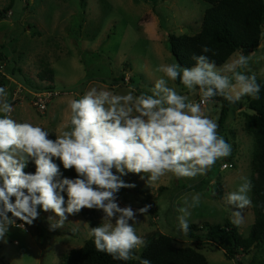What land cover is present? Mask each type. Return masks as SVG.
Returning a JSON list of instances; mask_svg holds the SVG:
<instances>
[{
    "label": "rangeland",
    "instance_id": "rangeland-1",
    "mask_svg": "<svg viewBox=\"0 0 264 264\" xmlns=\"http://www.w3.org/2000/svg\"><path fill=\"white\" fill-rule=\"evenodd\" d=\"M208 8L199 0H86L83 8L79 0H0V51L6 58L0 62V73L5 77L2 87L7 100L13 106L12 118L39 125L56 136L66 125L70 127L68 102L93 87L115 94H150L155 81L164 75L156 69L176 63L167 48L166 35H196ZM242 52L249 57V65L241 71L264 81V35L256 51ZM44 71L53 72L51 84L38 78ZM26 82L40 88L51 85L54 96L46 112H37L29 96L18 92V85L33 91ZM168 86L194 102L200 101L199 93L190 92L179 78L178 82L168 80ZM245 98L230 104L222 129H217L232 146L231 155L217 160L206 175L177 178L168 173L151 185L146 176L141 178L147 174L128 173L123 177L135 187L117 193L121 207L152 205L133 225L147 243L162 234L177 248L199 252L209 264L264 262V244L252 248L248 256L239 253L228 260L223 251L204 241L203 231L192 232L190 237L177 227V209L184 198L191 202L196 194L200 195V204L189 208L190 226L200 229L203 225L233 224L232 210L224 196L237 189L241 177L251 178L253 139L243 130L244 117L250 114ZM202 108L218 123L217 103ZM224 164L232 168L222 170ZM38 210L40 215L32 225L25 224L24 229L11 226L6 242L0 240V264H61L70 251L91 239L89 225L81 215H68L62 228L49 230L48 217L54 213ZM103 215L102 210L94 209L93 227L102 223ZM242 215L237 232L246 238L254 221L251 206ZM16 223L23 222L17 219ZM143 248L131 259H137Z\"/></svg>",
    "mask_w": 264,
    "mask_h": 264
},
{
    "label": "clouds",
    "instance_id": "clouds-1",
    "mask_svg": "<svg viewBox=\"0 0 264 264\" xmlns=\"http://www.w3.org/2000/svg\"><path fill=\"white\" fill-rule=\"evenodd\" d=\"M201 53L192 56L191 67L160 65L156 71L164 75L150 94H115L93 87L79 99H71L70 127L66 125L54 140L41 126L14 120L6 89L0 87V240L6 242L11 226L32 225L40 215L38 209L54 213L48 222L49 230H56L64 226L68 215L87 208L104 213L102 223L88 231L96 251L128 261L136 250L146 247L147 241L133 225L152 205L121 207L117 193L135 187L123 177L147 174L141 178L146 176L151 185L168 173L177 178L206 175L217 160L231 155L232 146L218 134L217 121L205 115L202 105L218 96L232 104L245 96L260 99L256 77L241 71L249 65L242 51L219 67L207 55H215L209 46H202ZM178 78L190 92L199 93L198 103L168 86V80ZM53 158L65 170L74 168L76 177L63 176ZM30 161L35 164L34 173L24 171ZM252 188L251 179L244 176L237 189L224 196L235 225L251 206ZM199 204L196 194L191 202L184 198L177 209V227L185 235L190 227L189 208ZM17 219L23 223L17 224ZM140 264L151 261L141 259Z\"/></svg>",
    "mask_w": 264,
    "mask_h": 264
},
{
    "label": "trees",
    "instance_id": "trees-1",
    "mask_svg": "<svg viewBox=\"0 0 264 264\" xmlns=\"http://www.w3.org/2000/svg\"><path fill=\"white\" fill-rule=\"evenodd\" d=\"M86 0H79L83 8ZM209 5L204 12L199 33L194 36H176L173 33L166 35L167 48L176 63L183 67L194 64L193 55H200L202 46H209L215 55L208 53L210 59L219 67L229 60L236 52L258 49L262 35H264V0H199ZM29 29H32L29 26ZM6 61L0 51V62ZM41 82H53V72L44 71L38 75ZM5 77L0 73V87L4 85ZM178 82V79L175 81ZM260 85V99L253 100L246 96L247 109L250 114L245 115L243 130L253 139L251 155V181L253 188L251 195V209L253 224L246 238L238 234V227L226 222L224 225H203L200 229L189 227L188 235L192 232L203 231L205 242L214 245L223 251L224 256L230 260L239 253L248 256L252 248L264 244L261 239L264 234V81L257 80ZM26 87L35 92L51 91V85L40 88L26 82ZM213 101L220 107L218 125L222 129L230 109V104L223 97H214ZM50 139L55 135L50 133ZM53 161L60 167L63 176L75 178L73 169L65 170L57 158ZM225 165V164H224ZM232 166V165H231ZM35 164L29 162L26 173H34ZM140 175V174H138ZM65 200L67 199L66 193ZM94 209H82L78 214L93 227L92 215ZM141 259H148L151 264H209L206 258L191 248H177L173 240L165 235H158L151 239L143 248L137 259L116 261L106 253L95 249L93 238L86 241L78 250H72L61 264H140ZM259 264H264L261 262Z\"/></svg>",
    "mask_w": 264,
    "mask_h": 264
},
{
    "label": "built area",
    "instance_id": "built-area-1",
    "mask_svg": "<svg viewBox=\"0 0 264 264\" xmlns=\"http://www.w3.org/2000/svg\"><path fill=\"white\" fill-rule=\"evenodd\" d=\"M10 81L13 82L12 80ZM17 88H18V92L25 93L29 96L31 100V104L33 105L35 110L39 113L46 112L48 105L50 103V100H52L54 96V93H52L51 91H44V92L28 91V90L23 89L21 85H18ZM204 106L205 105H202V107ZM224 166L225 165L221 167L222 170H227V169L232 168L231 165H227L226 168Z\"/></svg>",
    "mask_w": 264,
    "mask_h": 264
},
{
    "label": "water",
    "instance_id": "water-1",
    "mask_svg": "<svg viewBox=\"0 0 264 264\" xmlns=\"http://www.w3.org/2000/svg\"><path fill=\"white\" fill-rule=\"evenodd\" d=\"M28 29V28H27ZM261 239L264 240V234H262Z\"/></svg>",
    "mask_w": 264,
    "mask_h": 264
}]
</instances>
